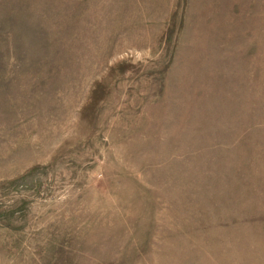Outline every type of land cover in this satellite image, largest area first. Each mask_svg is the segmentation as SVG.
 Returning a JSON list of instances; mask_svg holds the SVG:
<instances>
[{"label":"rangeland","instance_id":"1","mask_svg":"<svg viewBox=\"0 0 264 264\" xmlns=\"http://www.w3.org/2000/svg\"><path fill=\"white\" fill-rule=\"evenodd\" d=\"M0 264H264V0H0Z\"/></svg>","mask_w":264,"mask_h":264}]
</instances>
